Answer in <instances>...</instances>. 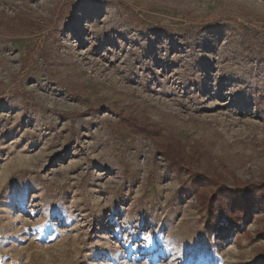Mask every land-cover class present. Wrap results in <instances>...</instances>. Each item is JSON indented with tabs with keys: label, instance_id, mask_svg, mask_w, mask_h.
<instances>
[{
	"label": "rangeland",
	"instance_id": "374dc122",
	"mask_svg": "<svg viewBox=\"0 0 264 264\" xmlns=\"http://www.w3.org/2000/svg\"><path fill=\"white\" fill-rule=\"evenodd\" d=\"M127 119L262 181L264 0H0V264H264Z\"/></svg>",
	"mask_w": 264,
	"mask_h": 264
},
{
	"label": "trees",
	"instance_id": "16d2710c",
	"mask_svg": "<svg viewBox=\"0 0 264 264\" xmlns=\"http://www.w3.org/2000/svg\"><path fill=\"white\" fill-rule=\"evenodd\" d=\"M125 124L136 134L155 142L157 152L176 173H186L201 212L207 217L205 230L223 234L238 228L251 218L253 194L258 191L264 208V179L258 183H240L224 166L214 164L211 155L197 143L189 146L179 138L167 135L160 127L127 119ZM231 179V186L227 185ZM262 232V231H261ZM264 233V232H263Z\"/></svg>",
	"mask_w": 264,
	"mask_h": 264
}]
</instances>
